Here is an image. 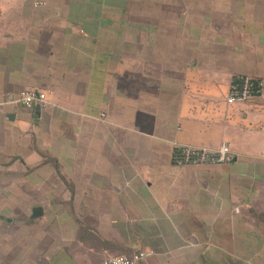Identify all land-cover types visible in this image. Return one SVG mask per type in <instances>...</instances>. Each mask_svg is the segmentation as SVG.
I'll return each instance as SVG.
<instances>
[{"label": "crops", "instance_id": "1", "mask_svg": "<svg viewBox=\"0 0 264 264\" xmlns=\"http://www.w3.org/2000/svg\"><path fill=\"white\" fill-rule=\"evenodd\" d=\"M34 1L0 0V264H264V84L226 102L264 83V0Z\"/></svg>", "mask_w": 264, "mask_h": 264}, {"label": "built area", "instance_id": "2", "mask_svg": "<svg viewBox=\"0 0 264 264\" xmlns=\"http://www.w3.org/2000/svg\"><path fill=\"white\" fill-rule=\"evenodd\" d=\"M44 0H35L34 5L44 4ZM261 79L245 77L236 93L227 96L228 104L244 103L250 98L251 88H261ZM13 102L19 103L27 108L35 105H47L46 94L43 91L34 89H23L14 98ZM176 150L180 152L179 164L206 165L226 163L231 159V150L225 141H221L217 148L206 145L175 144ZM148 253L145 251H135L132 254H117L105 257L101 264H143Z\"/></svg>", "mask_w": 264, "mask_h": 264}, {"label": "water", "instance_id": "3", "mask_svg": "<svg viewBox=\"0 0 264 264\" xmlns=\"http://www.w3.org/2000/svg\"><path fill=\"white\" fill-rule=\"evenodd\" d=\"M32 211H33V214H32L33 217H37V216L42 214V208L41 207H35V208H33Z\"/></svg>", "mask_w": 264, "mask_h": 264}]
</instances>
